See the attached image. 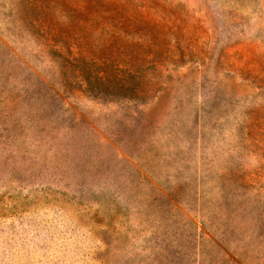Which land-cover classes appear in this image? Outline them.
<instances>
[{
	"label": "rangeland",
	"instance_id": "374dc122",
	"mask_svg": "<svg viewBox=\"0 0 264 264\" xmlns=\"http://www.w3.org/2000/svg\"><path fill=\"white\" fill-rule=\"evenodd\" d=\"M0 264H264V0H0Z\"/></svg>",
	"mask_w": 264,
	"mask_h": 264
}]
</instances>
